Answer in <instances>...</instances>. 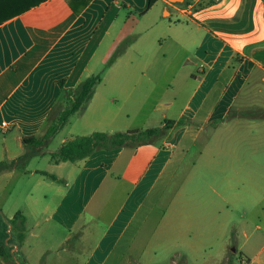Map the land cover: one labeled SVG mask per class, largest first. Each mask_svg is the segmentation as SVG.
<instances>
[{"label":"crops","instance_id":"obj_1","mask_svg":"<svg viewBox=\"0 0 264 264\" xmlns=\"http://www.w3.org/2000/svg\"><path fill=\"white\" fill-rule=\"evenodd\" d=\"M2 1L15 5L0 14L9 17L0 24V162L12 165L0 174V244L13 261L112 264L187 156L195 153L194 169L217 162L211 145L225 136L216 149L229 164L196 180L215 200L195 204L197 244L185 263L231 264L234 242L240 264H264V0H77L78 14L68 0L19 14L29 1ZM127 39L86 109L47 144H26L44 137L94 60L107 63ZM157 115L161 132L147 143L74 162L50 157L78 136L156 128Z\"/></svg>","mask_w":264,"mask_h":264},{"label":"rangeland","instance_id":"obj_2","mask_svg":"<svg viewBox=\"0 0 264 264\" xmlns=\"http://www.w3.org/2000/svg\"><path fill=\"white\" fill-rule=\"evenodd\" d=\"M174 13L175 12L173 11V17H175ZM172 18L169 17V19ZM127 42L128 39L118 46L116 51H114L112 56L108 59L107 63L101 64L99 58H96L92 64L93 74L91 75L110 77L105 76L107 68L120 56ZM159 54L160 57H163L160 51ZM177 63L178 61L173 59V66L177 65ZM96 86L94 87V90L98 91L101 89ZM107 94H109V92H107ZM127 103L128 105H124L122 109L124 114L126 112L131 113V110H127V108L132 107V99L129 98ZM81 112L82 111L79 113ZM157 116L154 120L155 123H153L156 127L157 120L159 119V115ZM169 116H175V113L169 114ZM75 118L77 117H70V120L73 122ZM52 119L53 116L50 117L51 123ZM224 138L225 136L216 138L211 145L209 155L218 159L217 162L212 161L210 158H205L204 160H201L202 163L199 164V169H194L190 166L196 159L195 153L191 152L187 156L183 166L167 181L166 188L163 193H160V198L157 199L155 206H146L140 212L133 225L127 231L128 236H126L125 240L121 242L117 252L112 256L109 263L187 264L185 263L184 257L194 255L193 252L195 251V245L197 244L194 234V224L197 212L195 204L196 202L206 200L210 202L215 200L213 199L214 196L206 188L205 183H203L201 187H198L196 180L202 177L204 178L206 172H208L210 168L222 169L226 168V165L229 164L226 151L221 152L219 149H216L218 144L217 141ZM221 144H223L222 148L226 150L227 142ZM57 146L58 140L56 139L51 143L50 148H56ZM196 185L198 192H196ZM35 196L38 198L39 194H36ZM163 213L165 214L164 216ZM8 235V233H3L1 236L2 240ZM150 237H152V240L148 241L150 240ZM130 238L133 239L132 242L129 241ZM228 248L231 264H240L241 254L236 251V243H230ZM9 249H11V247ZM122 253H125L123 258H121ZM7 262L8 264H16L10 254Z\"/></svg>","mask_w":264,"mask_h":264},{"label":"trees","instance_id":"obj_3","mask_svg":"<svg viewBox=\"0 0 264 264\" xmlns=\"http://www.w3.org/2000/svg\"><path fill=\"white\" fill-rule=\"evenodd\" d=\"M26 1H29L28 5L20 10H17L14 14L22 13L28 8L36 6L44 0ZM74 2H77V0H68V4L70 5L71 9L74 11V13L78 14L80 9L76 7ZM87 2L88 0L81 1V6H85ZM154 2L155 0H150L149 5H152ZM13 6H15L13 3H8L4 1L0 2V14L3 12H7ZM8 18L9 17H0V24ZM99 82V75H91L82 79L74 89L68 91L64 108L62 110H59L55 115H53L52 123L50 124L49 129L44 135V137L41 140H35L34 137H25L23 138V141L26 144H47V142L53 136H55L61 128L65 126V124L72 115L85 110L87 104L90 102L93 96L94 87ZM174 124V121H165L163 129H168ZM176 124H181V122H177ZM161 129L162 128L156 127L145 130L115 132L113 134H107L104 132H93L89 135L78 136L65 141L64 143H62V145L56 152L50 154V157L56 162H74L76 160H82L97 150H113L120 147H132L136 144L147 143L157 137L160 134ZM25 158H27V156L24 155L20 158V161H23ZM11 166V163L0 162V174L8 171ZM50 177L55 178L52 175ZM19 218H21L19 224L23 225L25 219L19 214H16L14 216L12 222L15 224V222H17V219ZM17 226L18 224H16V227ZM8 256V251L3 245L0 244V257H2L7 264Z\"/></svg>","mask_w":264,"mask_h":264}]
</instances>
